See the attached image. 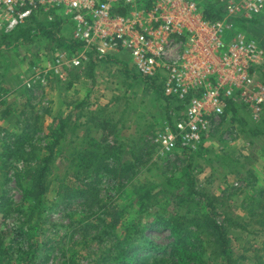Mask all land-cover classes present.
Returning <instances> with one entry per match:
<instances>
[{
  "label": "rangeland",
  "instance_id": "1",
  "mask_svg": "<svg viewBox=\"0 0 264 264\" xmlns=\"http://www.w3.org/2000/svg\"><path fill=\"white\" fill-rule=\"evenodd\" d=\"M43 20L40 17L38 22L43 24ZM247 25L250 38L264 47V18ZM33 27L27 41L17 43L0 36V264H29L31 260L32 264H74L77 255L74 260L86 264L109 246L108 241L98 240L94 227L88 226L102 217V207L88 208L80 196L60 198L54 182L39 214L32 210L33 199L26 193L28 180L25 176L22 183L19 180L28 165L36 166L44 154L51 152L49 146L55 142V131L64 118L66 133L53 147L55 174L76 173L88 181L94 176L89 174L96 162L111 164L114 177L100 178L99 196L102 204L118 206L124 212L122 219L129 220L139 208L140 185H151L156 192L155 205L148 213L153 218L155 212L169 213L159 208L168 197L158 193L165 181L190 171L201 194L197 206L200 214L211 213L229 229L233 264H256L257 249L264 246V110L234 103L220 126L196 149L188 151L179 144L167 151L157 140L158 134L167 124L174 125L185 110L162 91H147L130 54L113 52L91 59L96 65H89V61L86 67L77 69L80 77L72 79L70 70L74 67L67 63L82 47L69 49L35 33L36 24ZM233 35L227 31L225 41ZM58 58L60 73L54 71ZM45 68L51 70L47 83H34L35 75ZM263 81L264 65L255 74V84ZM29 83L30 90L25 85ZM18 138L25 139V152L36 149L38 160L27 159L20 148L12 154L8 142ZM99 142L120 147L118 158L129 161L125 175L119 174L123 165L117 166L106 147L93 152ZM145 148L148 154L142 156ZM88 152L93 153L89 156ZM186 208H179L180 213L185 214ZM28 228L36 235L34 241L24 235ZM146 236L159 246L175 240L165 228L147 230ZM35 241H39L40 249L34 256ZM211 250L208 247L203 258H210L209 264H223L220 258H211ZM164 256L163 251H141L127 264H163Z\"/></svg>",
  "mask_w": 264,
  "mask_h": 264
},
{
  "label": "built area",
  "instance_id": "2",
  "mask_svg": "<svg viewBox=\"0 0 264 264\" xmlns=\"http://www.w3.org/2000/svg\"><path fill=\"white\" fill-rule=\"evenodd\" d=\"M149 1L0 0V33H12L43 14L50 21L64 19L73 41L82 44L68 67L82 69L91 58L113 52L130 54L142 78L161 81L166 96L185 110L158 134L167 151L179 144L196 149L231 104L264 110V81L255 84L264 47L235 21L254 20L264 12V0ZM204 1L213 3L221 18H207ZM227 31L234 33L229 41ZM56 62L54 71L60 73L61 58ZM42 71L34 83H47L51 70Z\"/></svg>",
  "mask_w": 264,
  "mask_h": 264
},
{
  "label": "trees",
  "instance_id": "3",
  "mask_svg": "<svg viewBox=\"0 0 264 264\" xmlns=\"http://www.w3.org/2000/svg\"><path fill=\"white\" fill-rule=\"evenodd\" d=\"M147 4L151 5V0L147 2ZM203 4L205 6L207 18H221V14L213 3L204 1ZM40 17H44L43 24L38 22ZM33 24H36L38 27L35 30V33L45 35L49 37L51 41L60 43L69 49L73 48V50L82 47V44L76 43L73 41L72 37H68L66 34V32L71 33V30L64 19L56 18L50 21L43 14L33 18L30 22L17 28L12 33H0V36L6 39H13L17 43L22 40L27 41L33 35ZM60 34L65 36H60V38ZM91 59L93 60V58ZM95 63V61L90 60L89 65H96ZM262 67H260V69H262ZM77 69L79 68H73L70 70V77L72 79L80 77ZM142 80L145 82L146 86H148V92H151L152 90L154 93L160 94L161 91L164 93L162 83L158 84L156 78H142ZM165 97L171 99L168 96ZM8 111L9 110L5 111V117L8 115ZM65 128L66 120L64 118L61 120V123L55 131V142L53 141L51 144L52 146H49L51 152L48 153V155L44 154L45 156L43 155L36 166L28 165L22 176L18 177L21 183L24 176L28 180L26 193L33 199L31 205L32 210H38L39 214L47 202L46 193L54 182H57L58 196L60 198L67 200L71 197L80 196L84 197L88 208L98 206V208L102 207L104 209L102 217L100 216L88 226L94 227L97 232L98 240L100 242L108 241L106 245L109 246L104 247L98 256L94 259H90L86 264H127L129 261L134 260L136 255L141 251H155L157 254H159L160 251H163L165 254L164 258H166L163 260H166V263L163 264H209L210 258L209 260L203 258L208 247L212 249L211 258L214 256V258H220L223 264H233L230 257L232 250V237L229 229L219 223L216 217L211 215V213L203 212L200 214V211L202 210L197 208V206L200 200L198 197H200L201 194L197 190L195 178L190 171L183 174L182 177H169L163 184V188L158 192L165 197L168 196L163 204H159L161 206L159 208L167 209L169 213L155 212V217H148L149 208L154 207L153 205H155L152 203H154L156 192L154 191L153 186L142 184L137 190L139 208L136 210L135 215L129 220L122 219L124 212L122 210L120 211L118 206H112V208H109V204H102L103 200L100 198L98 192L100 178L105 176L114 177L111 173L115 170L112 169L111 164H108L103 160L96 162V166L93 167L89 174L94 176L92 179H88V181L79 178L76 173H73V176L69 173H65L62 176L60 173H54L53 158L55 154L53 147H55L60 138L65 135ZM4 138L7 137L5 136ZM24 141L25 139L22 140L21 138H18L16 141H10L8 142L9 145L7 148H12V154L17 148H20L27 159L38 160L39 156L36 153L35 148L29 153L25 152ZM102 142H104V140ZM103 147L108 149L106 153L109 157L112 156L115 158L113 161L117 166L119 165L121 167L123 165L121 168L123 173L119 174L125 175V172L129 169V161H124L121 160V158H118L120 147L110 143H107V146H104L99 142L94 146L93 152L95 150L99 153V150ZM184 148L188 151L193 150L189 147ZM93 152H88L87 154L91 156ZM147 154V149L145 148V150L142 151V156H147ZM184 206L187 207V210L185 211V214H181L179 208ZM262 215L264 218V212H262ZM257 216L258 215L256 214V217ZM31 219L32 215L29 216V221H31ZM161 228L169 230L170 235L175 239L174 242L165 246H159L154 240L149 238V236H146L147 230L156 231ZM24 235L29 241H34L33 237L36 236L31 228H28L24 232ZM39 244V241H35L32 245V247H34V256L37 255L40 249ZM166 248H170V250ZM3 252H5V249ZM260 252L262 254H260ZM10 255L13 256V253ZM78 256L79 255L73 258L74 264H80V262L74 260ZM158 258L159 257L157 256L154 260ZM255 262L256 264H264V246L259 251L257 249ZM29 264H32V260Z\"/></svg>",
  "mask_w": 264,
  "mask_h": 264
},
{
  "label": "crops",
  "instance_id": "4",
  "mask_svg": "<svg viewBox=\"0 0 264 264\" xmlns=\"http://www.w3.org/2000/svg\"><path fill=\"white\" fill-rule=\"evenodd\" d=\"M258 18H264V12L263 13H261V14H259L254 20H256V19H258ZM235 19V18H234ZM254 20H252V21H254ZM235 21H236V27L238 28V29H240V30H242L243 32H245V34H246V36L248 37V38H250V32H248V31H246L245 29H247V24L249 23V22H252V21H250V20H246V19H242V18H239V17H237L236 19H235ZM72 37V36H71ZM262 67V66H261ZM46 69V68H45ZM44 69V70H45ZM260 68L258 67L257 69H256V71H255V74H256V72H257V70H259ZM32 77H34V75H32L31 76V78ZM40 84V83H39ZM26 85V88H28L29 90H30V88H29V85L28 84H25ZM41 88V87H40ZM43 88V87H42ZM232 105V104H231ZM231 105L229 106V108H227V110H229L230 108H231Z\"/></svg>",
  "mask_w": 264,
  "mask_h": 264
}]
</instances>
